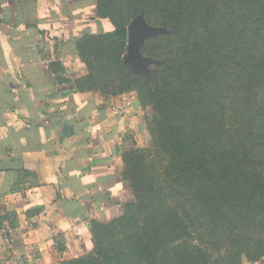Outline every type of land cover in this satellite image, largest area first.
<instances>
[{"label":"trees","instance_id":"obj_1","mask_svg":"<svg viewBox=\"0 0 264 264\" xmlns=\"http://www.w3.org/2000/svg\"><path fill=\"white\" fill-rule=\"evenodd\" d=\"M94 2L96 19H107L98 32L75 40L86 73L73 87L99 90L105 98L136 90L140 102L155 112L149 133L155 155L165 163L159 175L144 178L137 167L141 149H124V174L136 177L133 185L141 182L133 192L147 208L142 222L130 214L131 202L107 223L90 220L87 254L63 256L65 241L57 233L51 260L242 264L245 258L263 263L264 106L256 100L264 90V0ZM140 11L149 24L169 30L142 47L143 55L159 60L150 69L153 84L134 75L122 59L127 24ZM162 40L166 51L158 45ZM9 165L17 172L14 186L21 194L38 185L20 162ZM43 208L37 203L23 212L32 216ZM6 209L0 206V225L15 227L17 214ZM119 229L128 233L122 253L109 242ZM195 238L205 242L195 243Z\"/></svg>","mask_w":264,"mask_h":264},{"label":"crops","instance_id":"obj_2","mask_svg":"<svg viewBox=\"0 0 264 264\" xmlns=\"http://www.w3.org/2000/svg\"><path fill=\"white\" fill-rule=\"evenodd\" d=\"M83 1L0 0V206L17 214L15 227L0 225V264H59L57 233L63 256L87 252L89 218H110L123 200L121 154L143 134L142 109L133 91L73 87L86 73L75 40L100 30ZM10 161L38 185L21 194ZM37 203L43 210L26 216Z\"/></svg>","mask_w":264,"mask_h":264},{"label":"rangeland","instance_id":"obj_3","mask_svg":"<svg viewBox=\"0 0 264 264\" xmlns=\"http://www.w3.org/2000/svg\"><path fill=\"white\" fill-rule=\"evenodd\" d=\"M79 5H83L86 8L85 9L86 19H89V20L95 19L94 23H98V21L100 23L99 29L101 27H103V25L105 23V19H107V18H101L99 20L96 19L95 9H94V5H95L94 0H84L83 3H79ZM158 45H159L160 49H162L163 51H166L169 47L168 43L165 42L164 40L160 41ZM152 66H154V65H151L150 69ZM131 91L135 92L136 100L138 101V103L140 104V107L142 109V117H141L142 126H140V127H142L143 134H142V136L138 137L137 140L134 139L133 143H130V145H131V148L141 149L140 153L142 156L140 159L142 160V162H140L137 165V167L144 174V178H149L150 176H154L155 174L159 175L162 171L161 164L165 163L164 157L161 158V157H158L155 155V149L152 145L151 136L149 133V125L152 121L153 116L155 115V112L153 111L152 106L150 104H148V103L142 104L140 102L136 90H131ZM256 105H258L260 107L264 106V90L260 91L258 98L256 100ZM123 170H124V163H123V167H122L121 174H120V180L124 184V191L122 193V199L123 200L121 202L120 208L116 209V212L113 213V215L108 219L101 220L99 218H94V217L89 218L88 228L90 227V224H91L90 220L91 219H94V220L99 221V222L107 223L112 219L120 217L123 214L124 210L127 208L126 205L131 203V202H133V203L135 202V203L129 209L130 214H132L133 219H135V221L137 223L142 222V220H143L142 217L146 213V211L144 209H147V208H145L143 206V204L141 202L142 199L137 197L136 193L133 192L134 189L139 187L141 182L138 181L136 184L134 183V185H133V183L131 182V179H135L136 177L130 176V175H125ZM137 175H138V173L136 174V176ZM127 237H128V233L125 232V229H119L115 233L114 236H109V239H110L109 242H113V244H112L113 251H119L121 253L123 251H125L126 243H127ZM194 242L195 243H204L205 240L202 238L200 240H198V238H195ZM88 251L81 254V255H78V256H82L84 254H87ZM78 256H76V257H78ZM66 257H70V256H66ZM256 263H260V262L259 261H257V262L256 261H249V260H246L245 258H243V260H242V264H256Z\"/></svg>","mask_w":264,"mask_h":264},{"label":"water","instance_id":"obj_4","mask_svg":"<svg viewBox=\"0 0 264 264\" xmlns=\"http://www.w3.org/2000/svg\"><path fill=\"white\" fill-rule=\"evenodd\" d=\"M168 33L169 30L165 27L149 24L145 19L143 11L132 17L127 24V42L122 59L129 65L134 75L145 77L153 84L150 66L156 65L159 60L143 55L141 52L142 47L147 39L159 34ZM66 128L67 124L64 125L65 130Z\"/></svg>","mask_w":264,"mask_h":264}]
</instances>
